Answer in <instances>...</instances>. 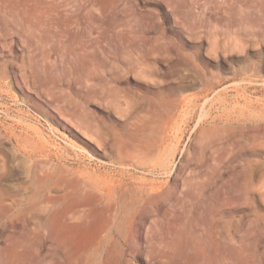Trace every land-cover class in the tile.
Here are the masks:
<instances>
[{"label": "rangeland", "instance_id": "1", "mask_svg": "<svg viewBox=\"0 0 264 264\" xmlns=\"http://www.w3.org/2000/svg\"><path fill=\"white\" fill-rule=\"evenodd\" d=\"M0 87V264H264V0H0Z\"/></svg>", "mask_w": 264, "mask_h": 264}, {"label": "bare ground", "instance_id": "2", "mask_svg": "<svg viewBox=\"0 0 264 264\" xmlns=\"http://www.w3.org/2000/svg\"><path fill=\"white\" fill-rule=\"evenodd\" d=\"M17 21V25L21 28V29H23V28H25V29H27V30H29V31H31V32H35L36 31V29H37V27H39V25L42 23V22H40V23H32V22H30V21H25V22H21V20H19V19H17L16 20ZM37 36H39L38 34H36L35 35V37H37ZM43 46V45H42ZM41 46V47H42ZM40 47V48H41ZM52 49V48H51ZM44 47H42L41 48V53H43L44 52ZM49 51H51V50H49ZM29 54V53H28ZM31 54V53H30ZM46 54H47V52H46ZM32 55V54H31ZM29 56L28 57V59H29V62L30 63H33L34 61L36 62L37 60H35V57L32 55V56ZM47 56V55H46ZM24 57V56H23ZM27 58V57H26ZM33 65H35V63L33 64ZM32 66V65H31ZM33 68V67H32ZM137 68V67H136ZM97 71V70H96ZM139 71V70H138ZM136 73V72H135ZM138 73H140V72H138ZM54 85V84H53ZM50 86V85H49ZM52 86V85H51ZM48 87V86H47ZM94 87H96V86H94ZM1 88V87H0ZM49 88V87H48ZM89 88V87H88ZM53 89V88H52ZM54 90V89H53ZM116 89L114 88L113 89V91H115ZM48 91V90H47ZM50 91H51V89H50ZM90 91V90H89ZM103 91V90H102ZM118 91V90H117ZM116 91V93H118ZM45 92H46V90H45ZM91 92V91H90ZM103 92H105V89H104V91ZM115 93V94H116ZM119 93H120V91H119ZM124 93V92H123ZM103 94H105V93H103ZM102 94V95H103ZM108 94H110V92L108 93ZM112 94V93H111ZM48 95L50 96L51 94H49L48 93ZM122 95H124V94H122ZM52 96V95H51ZM50 96V97H51ZM125 96H126V94H125ZM95 98H97V97H95ZM107 98V100H108V97H106ZM123 98H125L124 96H123ZM127 98V97H126ZM149 98V97H148ZM146 99V98H145ZM134 100V99H133ZM148 101H149V103H150V105L152 104V103H154V102H152V100L151 99H147ZM118 101V100H117ZM126 101V103H130L129 101H132V99L130 98V99H127V100H125ZM144 101V100H143ZM145 102V101H144ZM132 103V102H131ZM160 104H162V105H165V104H167L166 103V101L164 100V102H161ZM245 104H247V103H245ZM119 105H121V104H118V103H111V104H109V106H106V108L107 109H109L110 111H121V107L119 106ZM129 106V105H128ZM246 107H247V105H246ZM249 108V107H248ZM150 109V108H149ZM124 110V109H123ZM127 111V110H126ZM9 111H7V110H5V113L7 114ZM168 113V112H167ZM65 114H69V113H65ZM16 115H17V113H16ZM72 115V114H71ZM150 115V114H149ZM10 116V115H9ZM68 117V116H67ZM87 118V117H86ZM20 120V119H19ZM18 120V121H19ZM69 120H71L72 121V123L74 124V126L78 129V130H80L89 140H92V141H94V142H96L97 143V145L98 146H108V141H107V139L106 138H103V137H101L100 136V132L98 131V129H97V125L95 124V123H92V122H90V121H88L87 119H84V118H82V117H77V119L76 118H71V117H69ZM163 123H164V125H163V135H162V138H161V143H160V145L158 146V149H160L161 148V146L163 145V143L165 142V140L167 139V137H168V129H171V122H170V119H168V120H164L163 121ZM100 127V126H99ZM5 130H8L9 132H10V134L14 137V140H15V149L16 150H18L19 149V142H20V139H21V135H17L16 133H15V131L13 130V129H11L10 127L9 128H4ZM99 130H101V129H99ZM35 132H38V131H35ZM113 132V131H112ZM40 134H42V133H40ZM27 135V134H26ZM43 136V135H42ZM9 137V136H8ZM28 137V136H27ZM27 137H25V140L27 139ZM24 138V137H23ZM37 138V137H36ZM43 138V137H42ZM42 138L40 137V141L42 140ZM114 138V137H113ZM30 139V138H29ZM39 140V139H38ZM29 142V141H28ZM35 142H37V141H35ZM42 143V142H41ZM40 143V145H42ZM43 143H45V142H43ZM25 144V143H24ZM36 144V143H35ZM38 144V143H37ZM22 146V145H21ZM43 146V145H42ZM116 146V145H115ZM135 146H137V145H135ZM41 147V146H40ZM44 147H46V146H44ZM38 148V147H37ZM50 148V147H49ZM121 148V147H120ZM149 146H145V149L146 150H148L149 151ZM41 149V148H40ZM119 149V148H118ZM133 150H135V151H139L140 150V147H134V149ZM127 151V150H126ZM42 152H43V150H42ZM45 152V154H47V152H46V150L44 151ZM56 152V151H55ZM67 152V151H66ZM141 152V151H140ZM140 152H138L137 154L139 155L140 154ZM145 152V151H144ZM61 154H63V152L61 153ZM45 156H47V155H45ZM138 158V157H137ZM136 158V159H137ZM136 159H134V160H136ZM36 160V159H35ZM47 160V159H46ZM45 160V161H46ZM31 161V160H30ZM33 161V160H32ZM38 161V160H37ZM41 161V160H40ZM39 161V162H40ZM38 162V163H39ZM135 162V161H134ZM42 165V164H41ZM44 165V164H43ZM130 165V164H129ZM134 166V165H133ZM39 168V167H38ZM81 170V169H80ZM42 171H44V170H42ZM73 172V171H72ZM81 172H85V171H81ZM94 172H96V171H94ZM86 174H87V172H86ZM86 174H84V175H86ZM76 175V174H75ZM80 175V174H79ZM90 175V174H89ZM96 175V174H95ZM120 175V174H119ZM118 175V176H119ZM122 175V174H121ZM101 176V175H100ZM116 176V175H115ZM77 177H78V175H77ZM80 177V176H79ZM90 177H91V183H92V185L90 186L91 187V189L94 191V190H96L97 192H99L100 193V196H102V198H103V200H108V199H110L111 198V195L114 193H116L117 192V190L118 189H120L121 188V186L123 185V182L122 181H120V179H116V177H114V175H107V177H105V180H99V179H97V177H93L92 175H90ZM89 177V178H90ZM122 177V176H121ZM101 178V177H100ZM117 178H119V177H117ZM90 181V180H89ZM81 182H82V180H81ZM82 184V183H81ZM79 186H81L80 184H79ZM85 191H86V186H85ZM92 192V191H91ZM85 193V192H84ZM97 195H98V193H97ZM12 196V195H11ZM10 197V196H9ZM11 199H12V197H10ZM12 200H15V197H13V199ZM108 202V201H107ZM11 203V202H10ZM102 205V204H101ZM108 205V204H107ZM107 205H106V207H107ZM98 206V205H97ZM103 209V208H102ZM104 212V211H103ZM77 217H79L78 216V214H77ZM77 217H75V216H71V218H77ZM243 261V260H242ZM238 264V263H237ZM246 264V263H245Z\"/></svg>", "mask_w": 264, "mask_h": 264}]
</instances>
